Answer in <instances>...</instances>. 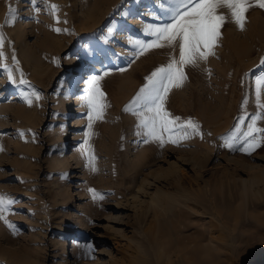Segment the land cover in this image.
<instances>
[{
	"label": "rangeland",
	"instance_id": "rangeland-1",
	"mask_svg": "<svg viewBox=\"0 0 264 264\" xmlns=\"http://www.w3.org/2000/svg\"><path fill=\"white\" fill-rule=\"evenodd\" d=\"M174 3L0 0V196L14 201L4 213L14 230L0 220V264H132L137 222L148 226L160 191L173 200L152 241L159 264L264 260V143L241 151L254 121L264 130V9L252 0L242 28L220 10L228 19L214 55L185 66L164 102L199 134L173 144L164 133L161 146L132 102L153 71L179 60L178 44L138 54ZM88 73L100 77L105 105L91 129L80 88ZM251 177L252 190L242 183Z\"/></svg>",
	"mask_w": 264,
	"mask_h": 264
},
{
	"label": "snow or ice",
	"instance_id": "snow-or-ice-1",
	"mask_svg": "<svg viewBox=\"0 0 264 264\" xmlns=\"http://www.w3.org/2000/svg\"><path fill=\"white\" fill-rule=\"evenodd\" d=\"M36 4V0H32ZM253 6L252 0H175L174 6L169 10V21L161 25H150L148 34L154 37L149 43H140V53L153 48L174 49L179 45V60L175 57L164 67H159L148 76L147 83L137 93L132 104L143 109L141 124L147 130L146 135L154 140H158L163 146L165 143L164 133L168 134L167 142L173 144L180 140L188 139L192 135L199 134V126L191 120L180 121L179 117L171 118V114L164 108V102L168 92L172 87L181 86V82L186 78L183 68L191 65L195 67L199 60H206L209 55H214V47L221 35V28L228 19V16L220 12L221 9H227L234 22L243 27L246 12ZM255 6L264 9V0H255ZM55 10L56 6H51ZM39 10L38 8L36 9ZM11 20L16 18L15 11L9 9ZM60 31V29H56ZM3 43V36L0 35V46ZM3 52L0 51V58ZM15 61V56H13ZM264 63V60H262ZM22 75V73H21ZM9 80H12V74L9 72ZM100 77L93 76L88 81V94L84 97L89 108L88 127L91 129L92 120L100 118L105 105L101 102L104 93L100 88ZM21 83L26 81L21 80ZM258 86H264V81H257ZM259 90V88H258ZM37 98H39L37 96ZM30 104L31 101L29 100ZM126 111L129 109H125ZM255 121L248 132L244 133L245 141L241 151L251 154L264 143V137H256L254 132H264V130L255 128ZM89 136L90 133H86ZM147 142V141H145ZM87 144V140L85 141ZM94 157L89 158L92 164ZM95 171V167L92 168ZM94 192V190H91ZM95 198V195H94ZM102 198V197H101ZM14 203L11 199L0 196V220L11 229L14 226L6 219L4 213L9 206ZM91 250V246H86Z\"/></svg>",
	"mask_w": 264,
	"mask_h": 264
},
{
	"label": "bare ground",
	"instance_id": "bare-ground-1",
	"mask_svg": "<svg viewBox=\"0 0 264 264\" xmlns=\"http://www.w3.org/2000/svg\"><path fill=\"white\" fill-rule=\"evenodd\" d=\"M85 78L86 79L83 80L84 82L82 81L83 84L80 85V88H88V81L92 78V74L88 73V75H85ZM13 99H17V98H13ZM75 102H76L75 106L77 107L75 110H78L79 112H81L80 108L83 104V102L81 101V97H77L75 99ZM64 111L69 114L73 112L71 111V108H69V105H67ZM229 154L230 152L223 153V154L207 152L206 157H208L209 159L216 158L217 160H223ZM258 166L259 165H255V166L250 165V166H245V168L248 169V171L249 170L254 171V169H257ZM242 168L244 167L242 166ZM259 173H260L259 175L264 177V170H260ZM257 181H258V178L251 177L249 179H243L242 183L243 184L246 183L248 188L252 190L255 188ZM142 187L143 185L141 184V186L137 189V191L141 192ZM152 200L154 201V199ZM156 200L160 201V203L155 207L156 210L149 217L148 226L144 222L143 218L142 220L137 222L136 239L134 241L135 244H134L133 251H132L133 254L131 253V256H130V261L132 264L133 263L135 264H159V260L157 259L156 256L153 255V252H152V246L154 244V242L152 241L155 238L154 235L156 234V231H158L159 224L168 222L169 214H168V208H166L165 203L172 201L173 198L167 192L160 191V193H158V196H156ZM72 244H73L72 250L70 252L71 255L76 254V251L79 246V244H77L75 239L72 240ZM164 256L165 257L167 256L166 252L164 253ZM177 262L182 263L181 261H177Z\"/></svg>",
	"mask_w": 264,
	"mask_h": 264
},
{
	"label": "trees",
	"instance_id": "trees-1",
	"mask_svg": "<svg viewBox=\"0 0 264 264\" xmlns=\"http://www.w3.org/2000/svg\"><path fill=\"white\" fill-rule=\"evenodd\" d=\"M264 260L256 261L254 264H264Z\"/></svg>",
	"mask_w": 264,
	"mask_h": 264
}]
</instances>
